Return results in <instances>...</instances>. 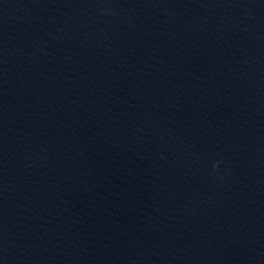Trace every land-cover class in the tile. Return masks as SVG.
<instances>
[{
  "label": "water",
  "instance_id": "obj_1",
  "mask_svg": "<svg viewBox=\"0 0 264 264\" xmlns=\"http://www.w3.org/2000/svg\"><path fill=\"white\" fill-rule=\"evenodd\" d=\"M0 264H264V0H0Z\"/></svg>",
  "mask_w": 264,
  "mask_h": 264
}]
</instances>
